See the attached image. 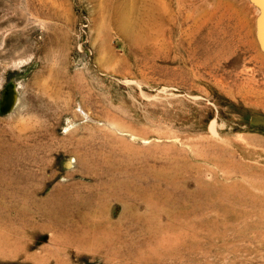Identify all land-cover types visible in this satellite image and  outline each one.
<instances>
[{
  "label": "rangeland",
  "instance_id": "374dc122",
  "mask_svg": "<svg viewBox=\"0 0 264 264\" xmlns=\"http://www.w3.org/2000/svg\"><path fill=\"white\" fill-rule=\"evenodd\" d=\"M0 264H264V0H0Z\"/></svg>",
  "mask_w": 264,
  "mask_h": 264
},
{
  "label": "bare ground",
  "instance_id": "6f19581e",
  "mask_svg": "<svg viewBox=\"0 0 264 264\" xmlns=\"http://www.w3.org/2000/svg\"><path fill=\"white\" fill-rule=\"evenodd\" d=\"M129 21H130V18L128 16L123 17L122 26L124 29L126 28V24ZM16 92L17 90L13 86L9 87V90L6 92L4 96V100H3V104L6 107L5 112H9L10 110L14 108V104L16 102Z\"/></svg>",
  "mask_w": 264,
  "mask_h": 264
},
{
  "label": "water",
  "instance_id": "95a60500",
  "mask_svg": "<svg viewBox=\"0 0 264 264\" xmlns=\"http://www.w3.org/2000/svg\"><path fill=\"white\" fill-rule=\"evenodd\" d=\"M8 90V87H7V89L5 90V91H7ZM5 110H6V107L4 106V104L2 103V105H1V111L2 112H5Z\"/></svg>",
  "mask_w": 264,
  "mask_h": 264
}]
</instances>
